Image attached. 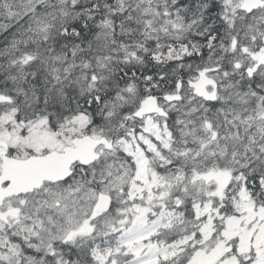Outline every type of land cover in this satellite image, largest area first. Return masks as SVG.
<instances>
[{"label": "snow or ice", "instance_id": "obj_1", "mask_svg": "<svg viewBox=\"0 0 264 264\" xmlns=\"http://www.w3.org/2000/svg\"><path fill=\"white\" fill-rule=\"evenodd\" d=\"M0 264H264V0H0Z\"/></svg>", "mask_w": 264, "mask_h": 264}]
</instances>
